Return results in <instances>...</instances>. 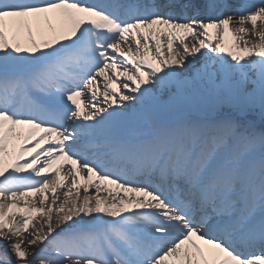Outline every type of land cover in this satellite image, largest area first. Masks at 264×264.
Segmentation results:
<instances>
[{"label":"snow or ice","instance_id":"1","mask_svg":"<svg viewBox=\"0 0 264 264\" xmlns=\"http://www.w3.org/2000/svg\"><path fill=\"white\" fill-rule=\"evenodd\" d=\"M0 264H264V0H0Z\"/></svg>","mask_w":264,"mask_h":264},{"label":"bare ground","instance_id":"2","mask_svg":"<svg viewBox=\"0 0 264 264\" xmlns=\"http://www.w3.org/2000/svg\"><path fill=\"white\" fill-rule=\"evenodd\" d=\"M238 3H240V2H238Z\"/></svg>","mask_w":264,"mask_h":264}]
</instances>
